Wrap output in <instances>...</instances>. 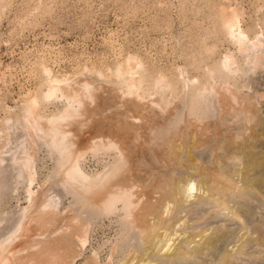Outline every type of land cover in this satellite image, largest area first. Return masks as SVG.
Listing matches in <instances>:
<instances>
[{
    "label": "rangeland",
    "instance_id": "rangeland-1",
    "mask_svg": "<svg viewBox=\"0 0 264 264\" xmlns=\"http://www.w3.org/2000/svg\"><path fill=\"white\" fill-rule=\"evenodd\" d=\"M227 14L235 16L233 29L226 23ZM239 30L242 41L236 37ZM127 63L133 69L125 76L136 80L135 96L126 95L124 80L113 74ZM54 81L65 94L77 91L83 99L80 107L74 103L76 118L54 126L68 133L71 161L85 152V173L99 175L124 151L129 164L117 180L138 185V196L154 197V206L164 207L158 184L179 198L186 182L193 180L197 196L208 199L202 206L194 202L198 197L192 199L185 204L190 209L177 207L175 214L171 201L173 216L163 207L150 209L155 214L150 219L166 220L158 232L178 238L176 249L182 243L189 246L174 264H264V170L255 171L264 166V0H0V242L13 234L28 206L29 188L41 198L59 201L57 219L43 226L27 224L5 252L0 250V261L9 256L13 263L23 258L24 264H44L35 261V251L45 241L61 238L59 247H65L55 252L60 250L59 259L71 264H142L150 257L159 264L152 256L153 242L140 250L120 213L91 215L86 203L76 202L67 190L66 167L46 142L45 127H52L50 121L70 105L60 91L47 97ZM85 84L95 91L92 99L81 97ZM104 138L123 143V151L119 145L115 151L88 149ZM26 158L34 161L32 184L23 166ZM120 180L115 185H123ZM234 185L243 187L239 197ZM98 192L92 197L95 202L105 193ZM219 198L227 201L223 210L217 206ZM228 207L234 209L229 213ZM72 215L91 221L88 243L77 253L71 245L72 226L71 234L60 233ZM200 232L206 235L201 241ZM73 255L78 256L71 260Z\"/></svg>",
    "mask_w": 264,
    "mask_h": 264
},
{
    "label": "bare ground",
    "instance_id": "bare-ground-1",
    "mask_svg": "<svg viewBox=\"0 0 264 264\" xmlns=\"http://www.w3.org/2000/svg\"><path fill=\"white\" fill-rule=\"evenodd\" d=\"M228 15V14H227ZM226 16V15H225ZM226 20V23H228L227 25L230 26V28L232 27L233 29V26H234V23H235V16L231 15L230 16L228 15ZM231 29V31H232ZM232 32H235V31H232ZM236 37L242 41L243 39V33L239 30L236 34ZM259 41V40H258ZM255 45V44H254ZM260 45V44H259ZM263 56V55H262ZM262 58V57H261ZM258 59V58H257ZM232 60V59H231ZM227 61V60H226ZM262 61V60H261ZM260 62V61H258ZM230 62H227V65H231L229 64ZM233 63V62H232ZM255 65V64H254ZM137 68V67H136ZM133 67L130 63H127V64H123L121 66H119L116 71L113 73L118 79H123L124 82H125V89H126V95H134L136 94V80H134V78L132 77H126L125 75H127L128 73L131 74V71H132ZM125 76V77H124ZM131 76V75H129ZM134 76V75H133ZM115 77V78H116ZM123 82V81H122ZM121 82V84H122ZM119 83V82H118ZM65 84V83H64ZM116 84V83H115ZM114 84V85H115ZM91 85V84H90ZM124 85V84H123ZM116 86V85H115ZM79 87V86H78ZM81 87V86H80ZM124 87V86H123ZM83 91L82 93L80 94H83V96L81 97H87V98H91L92 99V89H90V86L89 84H85L83 86ZM96 88V87H95ZM67 89V88H66ZM71 89V88H70ZM78 89V88H77ZM81 89V88H79ZM65 90V89H64ZM63 88L61 87L60 83L59 82H55L54 83L52 82L49 90H48V98L49 97H56L57 95V92L60 91L63 93V95H66V98L68 96V98H70V105L68 107V109L65 111V113H63V115H60L59 117H57L56 119H53L52 121H50L51 125H53L52 127H45V133L47 134L46 136H48L47 138V143L48 145L51 147L52 151L56 154H58L60 156V166L62 167H66V185H68V189L67 190H70L69 192L72 193L73 197L75 198L76 202H80L82 204H85L86 203V211L89 212V214H96L97 216L100 215V216H110L112 214H116V213H120L122 216V221L124 223L125 226H127L129 229H131V234L133 236V238L135 237L136 241L135 243L137 244V247L141 250V249H144L145 250H148L147 249V245L149 243L150 245V242L153 244L152 247H150L152 250V256L153 258H157L159 260V264H171L173 263V259L174 258H180V256H183L185 255L186 253L189 252V244L188 242H184L185 243V246H188L187 248L183 247L184 245H179V247L176 249L175 248V242H176V239H174V235L170 234L171 236H168V231H165L164 235H165V238H162L161 235H163V233H160L158 232V230L161 228H163V225L165 224L164 219L160 218L161 220L156 222L154 219H150L151 216L155 215L153 213H151L150 211H153V210H150L151 208H154L156 206H154L153 204V201H155L154 197H152L153 199H151V197L148 195V197L146 196L145 199L144 198H141L143 196H138V194L140 193H137L135 190H138V185H135V186H131L130 184H127V182L129 183V181H126L123 182L121 181L123 178H119L117 180V178L119 177L120 174L123 173V170L125 169L124 167L127 168L126 165H128L129 163L126 162V158L127 156L123 157L125 155V152L123 151V147H122V144L119 145L118 143L115 142V140L113 139H106L105 138L103 140H100V141H97V142H92V144H90V147L88 149H90L91 151H93L94 153H98L100 151H106V150H112L115 149L116 150H119V146L122 147L119 151L121 152V150L123 151L124 154H120V156L117 158L116 162L111 164L110 167L106 170H104L102 173H100L99 175L97 176H90V174L88 175L87 173L84 172V170L82 169V166H81V158L84 156V153H81V154H78L77 158H75L74 160L71 161L72 157H71V148H72V144L70 143L69 141V138H68V133L66 134L65 132H61L62 130L58 129L56 126H54V124H57L58 122H62L64 123V121L67 122V120L69 118H73V117H77L78 114H79V110L78 108H76L75 104L74 103H78L79 107L80 105L83 103V99L82 98H79V96L77 95V91H75V94H73L72 92L70 94H65ZM217 90V89H216ZM70 91V90H68ZM113 91V90H112ZM125 92L124 93V96H125ZM61 94V93H60ZM79 94V93H78ZM138 94V93H137ZM85 95V96H84ZM122 95V94H121ZM120 96V95H119ZM123 96V95H122ZM138 96L140 97L141 95L138 94ZM237 96V95H236ZM224 97V96H223ZM226 97V96H225ZM232 97V96H231ZM238 97V96H237ZM50 98V99H51ZM116 98V97H115ZM121 98V97H120ZM124 98V97H123ZM138 98V97H137ZM240 98V97H239ZM224 99V98H222ZM232 99V98H231ZM242 99V98H241ZM90 100V99H89ZM136 100V99H135ZM134 100V101H135ZM143 100V99H142ZM243 100V99H242ZM119 101V100H118ZM229 101V100H228ZM227 101V102H228ZM233 101V100H232ZM131 102V101H130ZM90 103V102H89ZM136 103V102H134ZM133 103V104H134ZM235 103V102H234ZM69 104V103H68ZM237 104V102H236ZM177 105V104H176ZM247 105V104H246ZM129 106H132V105H129ZM148 106V105H147ZM228 106V105H227ZM104 108V107H103ZM133 108L134 105H133ZM81 109V108H80ZM178 109V108H177ZM185 109V108H184ZM241 109V108H240ZM239 109V110H240ZM181 110V109H180ZM180 110L178 109V111L180 112ZM188 110V109H187ZM246 110V109H245ZM244 110V111H245ZM120 111V110H119ZM248 111V110H247ZM103 112V111H102ZM108 112V111H107ZM184 112V111H183ZM176 113V112H175ZM248 113V112H246ZM242 114V112H241ZM147 115V114H146ZM247 115V114H246ZM178 116V115H177ZM244 116V115H243ZM249 116V115H248ZM127 117V116H126ZM145 117V115H144ZM151 117V116H150ZM174 117V116H173ZM159 118V117H158ZM172 118V117H171ZM180 118V117H179ZM182 118V117H181ZM247 118V116H246ZM124 119V118H123ZM156 119V118H155ZM247 119H250V118H247ZM113 120V119H111ZM136 120V119H135ZM174 120V119H173ZM188 120V119H187ZM69 121V120H68ZM107 121V120H106ZM105 121V122H106ZM120 121V120H119ZM172 121V120H171ZM170 121V122H171ZM116 122V121H115ZM142 122V121H141ZM150 122V121H149ZM161 122V121H160ZM175 122V121H173ZM176 122H179L180 124L182 123L181 121H179L176 117ZM176 126L178 128V124L179 123H176ZM249 122V121H248ZM48 123V122H47ZM91 123V122H90ZM139 123V122H138ZM163 124V123H162ZM174 124V125H175ZM185 124V123H184ZM136 125V123H135ZM157 125V124H156ZM182 125V124H181ZM46 126V125H45ZM111 126V125H110ZM158 126V125H157ZM166 126V125H165ZM134 127V126H133ZM167 127V126H166ZM186 127V126H185ZM175 128V127H174ZM109 129V128H108ZM137 129V128H136ZM162 129V128H161ZM168 129V127H167ZM196 129V128H195ZM152 130V129H151ZM161 131V130H159ZM163 131V130H162ZM171 131V130H170ZM169 131V132H170ZM69 132V131H68ZM134 132V131H133ZM168 132V131H167ZM166 132V133H167ZM177 132V131H176ZM179 132V131H178ZM110 133V132H109ZM154 133V131H153ZM164 133V132H163ZM162 132H160L159 134H163ZM175 133V132H174ZM180 133V132H179ZM177 133V134H179ZM44 134V133H43ZM71 134V133H70ZM111 134V133H110ZM139 134V133H138ZM155 134V133H154ZM172 134V133H171ZM112 135V134H111ZM165 135V134H164ZM103 136V135H102ZM166 136V135H165ZM141 137V136H140ZM167 137V136H166ZM93 138V137H92ZM160 138L161 135H160ZM169 138V137H168ZM156 139H159V138H156ZM95 140V138H94ZM129 140V139H128ZM156 141V140H154ZM158 141V140H157ZM169 141V140H168ZM126 142V141H125ZM159 142V141H158ZM161 142V141H160ZM159 142V143H160ZM89 144V143H88ZM74 145V144H73ZM119 145V146H118ZM126 145V144H125ZM88 146V145H87ZM131 147V146H130ZM241 147V146H239ZM136 149V148H135ZM126 150V149H125ZM169 150V149H168ZM90 151V152H91ZM191 151V150H190ZM92 152V153H93ZM118 152V151H117ZM249 152H251L250 150L248 151V154ZM128 153V152H127ZM130 153V152H129ZM132 153V152H131ZM187 154V153H186ZM127 155V154H126ZM175 155V154H174ZM250 155V154H249ZM253 155V154H252ZM29 156V155H28ZM129 156V154H128ZM165 156V155H164ZM131 157V156H130ZM185 157V156H184ZM253 157V156H252ZM74 158V156H73ZM173 158V157H172ZM248 158V157H247ZM35 160V159H34ZM129 159L127 158V161ZM174 160V159H173ZM252 161V159H250ZM254 160V159H253ZM165 161V160H164ZM250 162V161H249ZM255 162V161H254ZM128 163V164H126ZM264 163V162H263ZM162 165V164H161ZM257 165V164H256ZM255 165V166H256ZM261 165V163L259 164ZM23 166L25 168V171L28 172L29 174V179L31 181V184L33 183V181H35L34 179V161L32 158H26L23 162ZM258 167V166H257ZM130 170V169H129ZM259 170H264V166L261 165V167H258L257 169H255V171ZM128 172V170H127ZM130 173V172H129ZM139 173V172H138ZM246 173V172H245ZM257 173V172H256ZM264 173V172H263ZM215 175V174H214ZM217 175V174H216ZM258 175V174H257ZM260 175V173H259ZM258 175V176H259ZM218 176H221L220 174ZM218 176H216V178L219 180ZM264 177V176H263ZM116 179V181H119L120 179V182L121 184L123 185H115L117 183L114 182V180ZM126 179V178H125ZM130 179V178H129ZM132 179V178H131ZM217 179L215 181H217ZM261 179V178H260ZM189 180V179H188ZM185 181V180H184ZM263 181V180H261ZM125 183H126V186H125ZM130 183H133L130 181ZM220 183V182H219ZM263 183V182H262ZM261 183V184H262ZM133 184H137V183H133ZM173 184V183H172ZM179 184V183H178ZM221 184V183H220ZM234 184V183H233ZM232 184V185H233ZM129 185V186H128ZM212 185V184H211ZM222 185V184H221ZM224 186L226 184H223ZM229 185V184H228ZM231 185V184H230ZM229 185V186H230ZM231 185V186H232ZM251 185V184H250ZM158 188H160V190H162V195L159 197V203L162 205L164 204V212H167L168 215H172L173 214H169V211L172 210L171 207H172V203L171 201L174 202V211L173 213L175 212V208L179 207L181 209H187L189 207H185V204L186 203H191L192 199H195L198 201H194V202H197V205H204L206 203V201L208 200L206 198V196H202L200 193L199 197L197 196L198 195V185H196V182H194L193 180H189L188 182H186V184L183 186L182 190L180 191V197L178 198V195L177 194H174L173 193V190L171 192V190H166V186L164 184H161L159 185L158 184ZM235 186V185H234ZM247 186V185H246ZM203 187V186H202ZM201 187V189H202ZM236 187V191H239L238 192V196L239 197L241 194V190H243V187H240L238 185L235 186ZM238 187V188H237ZM137 188V189H136ZM157 188V187H156ZM157 188V190H158ZM213 188V187H212ZM221 188V187H220ZM105 191L104 193V196L102 197V199H100L99 201L95 202L92 197L94 196V194L99 193L98 191H102V190ZM155 189V188H154ZM215 189V188H214ZM221 189H217L216 188V191H219ZM155 191V190H154ZM153 191V192H154ZM211 191V190H210ZM228 191V190H227ZM233 191V190H232ZM241 191V192H240ZM147 192V191H146ZM157 193V192H155ZM158 193H161V191H158ZM224 192H222L223 194ZM229 193V192H228ZM240 193V194H239ZM102 194V192H101ZM145 194V193H144ZM230 194V193H229ZM233 194V193H232ZM141 195V194H140ZM153 195V194H152ZM220 195V194H219ZM226 195V194H225ZM214 196V195H213ZM221 196V195H220ZM224 196V195H223ZM234 196V195H233ZM232 196V197H233ZM236 196V195H235ZM244 196V195H243ZM198 197V198H197ZM219 197V196H218ZM230 197V196H229ZM147 198H150L149 201H146ZM197 198V199H196ZM222 198V197H220ZM219 198L218 201H216L217 203V206L221 205L222 206H225V203L227 202H224V201H220L221 199ZM142 199H144L142 202ZM217 199V198H216ZM225 199V198H223ZM237 199V198H236ZM240 199V198H239ZM148 200V199H147ZM158 201V199H157ZM210 201V200H209ZM241 201V200H240ZM193 202V204H194ZM189 203V204H190ZM81 204V205H82ZM192 204V205H193ZM153 205V206H152ZM156 205H158L156 203ZM196 205V204H195ZM216 205V204H215ZM228 205V204H226ZM187 206V205H186ZM212 206V205H211ZM216 206V207H217ZM229 206V205H228ZM159 207V206H158ZM156 207V208H158ZM161 207H159V209H161ZM184 207V208H183ZM195 207V206H194ZM226 207V206H225ZM59 201L57 199H54L53 197L49 198V197H46L45 196H40V193L38 191H34L32 190V188H29L28 190V206H26L23 210H22V213H21V216H20V219L18 220L17 222V225L15 227V230L13 232V234L8 238V239H5V240H2L0 242V250L1 252H5L7 249H8V246L18 237L22 234V231H24V227L29 223H32L34 222L35 223H46V221H50L51 220H56L57 217H58V214H59ZM156 208H154L156 210ZM178 208V209H179ZM218 208V207H217ZM230 208H233V207H230ZM226 209L228 212H229V209ZM158 209V211H159ZM162 209V211H163ZM184 209V210H185ZM190 209V208H189ZM188 209V210H189ZM234 209V208H233ZM177 210V209H176ZM217 210V209H215ZM220 210H223V207L222 209ZM218 210V211H220ZM225 210V208H224ZM150 212V214H149ZM154 212V211H153ZM161 212V211H159ZM172 212V211H171ZM178 212V211H177ZM230 212H231V209H230ZM229 212V213H230ZM234 212V211H233ZM158 212H156L157 214ZM188 213V211L186 212ZM225 213V212H224ZM153 214V215H152ZM175 214V213H174ZM234 214V213H231V215ZM62 215V213H61ZM161 215V214H159ZM166 215V214H165ZM157 216V215H156ZM164 217V213L161 215ZM181 216V215H180ZM154 217V216H153ZM158 217V216H157ZM183 217V216H182ZM60 218H63L60 216ZM168 218V216L166 217ZM173 218V217H172ZM177 218V217H176ZM62 220V219H61ZM159 220V218H158ZM164 220V221H163ZM172 219L170 218V221ZM177 220V219H176ZM66 221V220H65ZM68 224L65 226L67 227V229H62L60 231V233L62 234L61 237H65L67 235H69V233L71 234V231L69 232L71 226H72V231L75 232L73 234H71V236L73 235L72 239H73V243L71 244L73 247H74V251L75 253H77V251H83L84 247L87 245L88 243V237H89V232H90V225H91V221L89 218H86V217H82V216H78V215H72V216H69L68 217ZM178 221H182L181 219ZM169 223V221H167ZM180 222H176V223H179ZM31 224V225H32ZM185 223L181 224V225H178L180 228L182 225H184ZM30 225V226H31ZM42 225V224H41ZM46 224H44L45 226ZM175 225V224H174ZM43 226V225H42ZM73 226H76V230H73ZM162 226V227H161ZM166 226V225H165ZM168 226V224H167ZM177 226V225H176ZM169 227V226H168ZM27 228V226L25 227V229ZM166 228V227H165ZM164 228V229H165ZM204 228V227H203ZM168 230V229H167ZM50 231V230H49ZM175 231V230H174ZM69 232V233H68ZM168 232V233H167ZM178 233V230L176 231ZM199 232V231H198ZM202 232V231H201ZM200 232V233H201ZM206 231H203V234H206L205 233ZM160 233V234H159ZM167 233V235H166ZM174 233V232H173ZM200 233H197L198 236L196 235V239L199 237ZM59 234V233H58ZM201 233V235H203ZM46 235V233H45ZM163 235V237H164ZM179 235V234H178ZM220 235V234H218ZM226 235V234H225ZM182 236V235H181ZM206 235H203V236H200V241L202 240L201 237H204ZM214 236V235H212ZM221 236V235H220ZM219 236V237H220ZM70 238V236H68ZM218 237V238H219ZM67 238V237H66ZM180 238V237H179ZM182 238V237H181ZM194 238V237H193ZM205 238V237H204ZM203 238V239H204ZM217 238V236H216ZM65 239V238H64ZM195 239V238H194ZM211 239H213L211 237ZM215 239V237H214ZM213 239V240H214ZM59 240V239H58ZM70 240V239H69ZM217 239H215L214 241H216ZM60 243L62 242L61 238H60ZM59 241L57 240H54V241H45L43 245H41V247L38 249V251H35V258L36 260L35 261H45L43 262L44 264L46 262L50 263V264H71L70 261H61L59 259V257L63 256L60 252V250H57L55 252V250L59 247V246H62ZM186 241V240H185ZM195 241V240H194ZM219 241V240H218ZM225 241H227L225 239ZM56 242V243H55ZM58 242V243H57ZM206 244L205 247H209V243L211 242V240L209 241V238L206 239ZM215 243V242H214ZM217 243V242H216ZM42 244V243H41ZM60 244V245H58ZM64 244V243H63ZM179 244V243H178ZM209 244V245H208ZM66 246H68L66 243H65ZM135 246V244H134ZM28 247V246H27ZM63 247H65L63 245ZM62 247V248H63ZM203 247V246H202ZM204 247V248H205ZM21 248V247H20ZM19 248V249H20ZM25 248V247H24ZM34 248V247H33ZM56 248V249H55ZM59 247V249H62ZM69 250H70V247L68 246ZM203 248V249H204ZM187 249V250H186ZM202 249V250H203ZM23 250V249H22ZM26 250V249H25ZM176 250V251H175ZM191 250V249H190ZM210 250V249H209ZM65 251H66V248H65ZM64 251V253H66ZM73 251V252H74ZM193 251V250H192ZM190 251V253L192 252ZM21 252V251H20ZM19 252V253H20ZM201 252V250H200ZM34 253V252H33ZM61 254L58 255V254ZM63 253V254H64ZM74 253V254H75ZM82 254V253H81ZM149 254V253H147ZM22 255V254H21ZM29 255V254H28ZM27 255V256H28ZM26 256V257H27ZM30 256V255H29ZM65 256V255H64ZM76 256H72L73 259L71 260H74ZM24 257V258H26ZM34 257V256H32ZM66 257V256H65ZM68 257V256H67ZM150 257V255H149ZM15 258V257H14ZM20 257H18L17 259H19ZM28 258V257H27ZM26 258V261L28 263H30V260L28 258L27 260ZM64 258V257H63ZM152 257H150V259H146L142 264H153L154 262V259H151ZM13 259V257H12ZM62 259V257H61ZM67 260L69 259L66 258ZM20 260V259H19ZM22 263L24 262V259L22 258ZM131 260V259H130ZM34 261V259H33ZM34 261V262H35ZM99 261V260H98ZM111 261V260H110ZM109 261V262H110ZM33 262V263H34ZM112 262V261H111ZM109 263V264H112V263ZM141 262V261H140ZM158 262V261H157ZM157 262H155L156 264H158ZM21 262H15L14 260V263L12 262L11 260V257L7 256V257H4L1 259L0 261V264H22ZM42 263V262H41ZM127 263V262H126ZM24 264V263H23ZM26 264V263H25ZM86 264H98L95 260L93 261H89V262H86ZM125 264V263H124ZM129 264V263H128ZM130 264H132L130 262ZM174 264V263H173Z\"/></svg>",
    "mask_w": 264,
    "mask_h": 264
}]
</instances>
